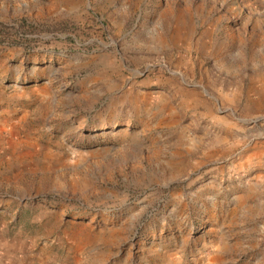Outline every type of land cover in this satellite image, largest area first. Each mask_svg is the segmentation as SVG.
Here are the masks:
<instances>
[{
  "label": "rangeland",
  "instance_id": "rangeland-1",
  "mask_svg": "<svg viewBox=\"0 0 264 264\" xmlns=\"http://www.w3.org/2000/svg\"><path fill=\"white\" fill-rule=\"evenodd\" d=\"M0 264H264V0H0Z\"/></svg>",
  "mask_w": 264,
  "mask_h": 264
}]
</instances>
